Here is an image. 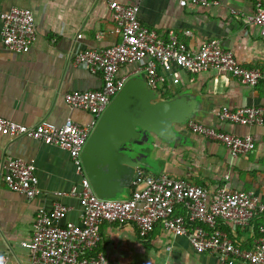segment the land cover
<instances>
[{
	"label": "crops",
	"instance_id": "obj_1",
	"mask_svg": "<svg viewBox=\"0 0 264 264\" xmlns=\"http://www.w3.org/2000/svg\"><path fill=\"white\" fill-rule=\"evenodd\" d=\"M110 1L138 5L141 24L165 42L175 35L188 49H198L215 39L223 49L232 51L242 66L264 69V30L244 24L240 18V14H253L257 3L264 4V0H209L216 2L210 6L193 5L190 0H0V117L26 126L49 121L60 127L69 119L82 126L91 122V114L70 107L64 96L103 85L101 74L77 67L74 59L82 51L120 42ZM14 8L31 9L36 20V39L24 53L9 51L2 43V14ZM144 67V61L128 63L120 68L118 77L127 80L144 74ZM172 73L170 76L158 68L157 89L163 97L188 90L217 108L215 114L223 107L264 108V84L249 87L215 70L190 74L174 67ZM175 78L178 83L173 82ZM214 124L220 131L252 135L255 150L235 157L223 144L195 136L194 144L189 146L185 140L189 148L180 152L160 147L152 154L156 163L149 161L154 168L142 170L209 189L224 186L253 192L264 199V124L243 126L217 119ZM8 157L32 162L38 177L39 194L32 199L11 191L0 180V253L7 255V264H28L29 254L21 243L32 238L38 211H50L55 203H61L68 208L62 223H80V201L69 194L79 185L80 176L63 149L0 133V159ZM183 212L179 207L176 213ZM259 219L243 228L232 229L227 222H220L219 227L243 249H251L259 238ZM100 236L96 252L104 255L108 264H220L216 255L196 252L186 238L172 235L162 225L140 238L132 224H104Z\"/></svg>",
	"mask_w": 264,
	"mask_h": 264
},
{
	"label": "built area",
	"instance_id": "obj_2",
	"mask_svg": "<svg viewBox=\"0 0 264 264\" xmlns=\"http://www.w3.org/2000/svg\"><path fill=\"white\" fill-rule=\"evenodd\" d=\"M190 1L201 6L216 3ZM109 9L120 42L104 49L82 51L74 59L77 67L101 74L102 87L71 91L64 96L67 105L92 115L89 124L82 126L69 119L60 127L49 121L26 126L0 117V133L31 138L63 149L70 155L80 176L79 185L69 193L80 201V223H62L68 208L61 203H55L50 211H38L32 238L21 243L29 254L28 264H108L105 256L96 252L101 242L100 228L104 224H132L140 238H146L157 225H162L172 235L186 238L196 252L216 255L220 264H264V224L258 226L259 238L251 249H243L219 227L220 222H227L232 229L243 228L254 219L264 217V199L253 192L224 186L209 189L167 174L151 175L139 170L128 198L101 199L95 195L84 174L81 153L101 115L126 82L118 77L122 66L144 61V74L152 89L158 88V68L172 76L174 67L190 74L209 70L225 72L249 87L264 84V69L242 66L234 53L223 49L218 40L211 39L198 49H188L175 35L165 42L155 31L143 26L138 5L110 1ZM240 18L244 24L264 30V4L257 3L253 14H240ZM2 20L4 47L16 53L29 51L37 33L34 12L14 8L2 14ZM101 37L99 34L98 38ZM173 82L178 83V79ZM216 116L218 121L230 124H264V108L258 106L223 107ZM187 127L223 144L235 157L249 154L256 147V140L250 134L239 136L196 121H189ZM0 180L11 191L28 199L39 194L32 162L12 157L0 159ZM179 207L184 210L183 214L176 213ZM0 264H7V255L0 253Z\"/></svg>",
	"mask_w": 264,
	"mask_h": 264
},
{
	"label": "water",
	"instance_id": "obj_3",
	"mask_svg": "<svg viewBox=\"0 0 264 264\" xmlns=\"http://www.w3.org/2000/svg\"><path fill=\"white\" fill-rule=\"evenodd\" d=\"M216 109L188 90L163 97L149 86L146 74L127 79L81 153L84 174L95 195L101 199L128 198L139 170L151 168L149 161L156 163L152 154L160 147L180 152L192 146L195 136L201 135L192 132L187 123L215 127ZM143 134L147 141L135 144ZM131 143L135 144V157L122 150Z\"/></svg>",
	"mask_w": 264,
	"mask_h": 264
},
{
	"label": "rangeland",
	"instance_id": "obj_4",
	"mask_svg": "<svg viewBox=\"0 0 264 264\" xmlns=\"http://www.w3.org/2000/svg\"><path fill=\"white\" fill-rule=\"evenodd\" d=\"M145 141H147V136L145 135V134H143V136H142V138L140 139V140H138V141H135V144H141V143H143V142H145ZM134 143H131V144H128V145H126V146H124L123 148H122V150L123 151H125V152H128L131 156H133V157H135L134 156V153H135V150L133 149L134 147V145H133ZM151 168H154L153 166H151ZM149 172H152V171H150L149 170Z\"/></svg>",
	"mask_w": 264,
	"mask_h": 264
},
{
	"label": "trees",
	"instance_id": "obj_5",
	"mask_svg": "<svg viewBox=\"0 0 264 264\" xmlns=\"http://www.w3.org/2000/svg\"><path fill=\"white\" fill-rule=\"evenodd\" d=\"M261 218H262V219H259V220H260V221H259V222H260L259 225L264 224V217H261ZM254 220H255V219H254ZM254 220H253V221H254ZM253 221H252V222H253ZM259 225H257V226H259Z\"/></svg>",
	"mask_w": 264,
	"mask_h": 264
}]
</instances>
